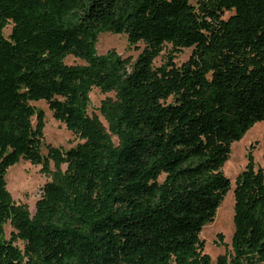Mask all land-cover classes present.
<instances>
[{"label": "trees", "instance_id": "trees-1", "mask_svg": "<svg viewBox=\"0 0 264 264\" xmlns=\"http://www.w3.org/2000/svg\"><path fill=\"white\" fill-rule=\"evenodd\" d=\"M101 32L144 47L132 64L100 55ZM94 87L116 93L100 110L118 144L87 114ZM40 100L82 141L43 154ZM263 120L264 0H0V264H264L253 145L234 181L232 254L213 262L200 238L231 188V144ZM20 160L57 167L32 214L6 188Z\"/></svg>", "mask_w": 264, "mask_h": 264}, {"label": "rangeland", "instance_id": "rangeland-1", "mask_svg": "<svg viewBox=\"0 0 264 264\" xmlns=\"http://www.w3.org/2000/svg\"><path fill=\"white\" fill-rule=\"evenodd\" d=\"M190 2L195 4L196 0H190ZM230 14H232V11H226L223 17L227 18ZM11 26V24H8L4 29V35L6 37L10 33ZM143 47L144 44L142 42L136 45L130 44L126 33L101 32L95 44L98 54L102 55L109 50H115L121 57L129 59L131 64L134 63ZM169 49L170 46L167 45L161 55L155 58V66L161 65L167 60ZM191 52L192 48H183L181 51L175 53L176 55L173 61L177 65H181L188 59ZM65 62L76 65L85 63L83 59L72 55L67 56ZM89 96L90 101L87 107V114L95 117L106 132L110 134L113 142L118 144V137L111 134L106 117L100 110L101 103L104 99L110 98L111 100H115V91L102 92L99 88L94 87ZM31 104L41 109L44 114L43 154H47L48 146L67 150L82 141L77 134L68 130L60 121L54 119L51 110L44 100L31 102ZM33 123H35V118H33ZM251 145H253L252 154L256 167L264 169V120L256 122L239 141L231 144L229 159L222 167L224 175L230 180L231 188L222 199L213 220L206 223L200 232V238L204 241V251L210 256L213 262H215L218 256H229L233 251L231 240L234 232V181L237 174L245 168L247 153ZM56 169L57 167L53 161H50L48 170L42 172L41 165L20 160L7 169L5 174L6 188L12 199L16 203L25 204L32 214L35 210V203L42 192L43 185L53 178V172ZM63 169H65V165H60V170ZM12 230L13 228L9 223L4 225L5 239H9ZM17 245L20 248L23 247L20 241L17 242Z\"/></svg>", "mask_w": 264, "mask_h": 264}]
</instances>
